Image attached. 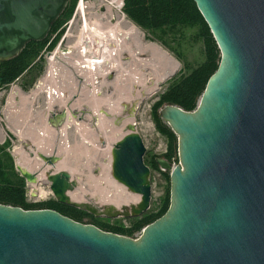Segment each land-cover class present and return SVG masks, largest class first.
Listing matches in <instances>:
<instances>
[{"label":"water","instance_id":"1","mask_svg":"<svg viewBox=\"0 0 264 264\" xmlns=\"http://www.w3.org/2000/svg\"><path fill=\"white\" fill-rule=\"evenodd\" d=\"M69 0H0V60L47 38ZM219 51L197 107L166 105L160 119L177 137L169 206L137 239L75 222L49 209L0 204V264H264V0H192ZM1 86V79H0ZM62 111L47 119L52 128ZM111 148V177L140 201L100 211L73 203L67 171L46 174L55 202L91 216L139 217L149 209L150 168L134 124ZM53 167L58 158L38 155ZM28 184L36 174L15 167Z\"/></svg>","mask_w":264,"mask_h":264},{"label":"rangeland","instance_id":"2","mask_svg":"<svg viewBox=\"0 0 264 264\" xmlns=\"http://www.w3.org/2000/svg\"><path fill=\"white\" fill-rule=\"evenodd\" d=\"M105 1L76 0L70 18L49 37V42L56 39L55 47L49 51L46 45L38 52V58L19 78L9 85L0 86V133L2 135L0 145L4 144L6 147L5 152L12 158L15 171L17 163L23 164L22 166H26L32 173L34 171L39 178L34 187L41 195L35 198V204L55 202L50 192V184L46 180V174L51 170H42L43 163L35 157L38 152H35L37 147L46 156L56 154L60 157L62 161L60 167L53 168L52 171L54 173L70 172L77 186L69 193L76 194L82 191L85 197L84 204H87V200L101 201L103 197L118 190L132 195L111 177L110 150L112 146L124 136L126 126L134 124L146 149L143 157L144 164L150 167L154 154L164 157L166 140L154 127L151 118L152 105L173 78L186 72L182 62L193 68L203 61L202 43L195 38V29H185L178 42H170L173 53L152 35L134 25L123 14L122 7L120 11L114 5L109 6L110 8L105 7ZM80 2H82L80 10L76 12ZM125 20L139 31L133 32V37L128 39L122 34L120 37L114 34V37L122 43V47L127 49L126 51L119 52L120 47L112 43L106 46L107 53H105L106 49L104 52L101 51L97 47L99 43H95V48L99 50L100 55H95V59L90 62L92 45L90 48H85L89 61H82L81 55L77 54L78 50H82L81 38L89 36L97 26L111 28L117 22L123 30H126L129 24ZM108 33L110 32H106ZM168 39L170 38H166ZM56 48L54 57L57 64L54 65L55 73H53V70L48 71L53 68L48 57ZM66 51L70 52L69 55H61ZM108 53H111L112 57ZM162 54L165 57H171L176 64V69L172 73L165 62L164 66L160 67ZM91 67H94V70ZM78 69H81L80 72ZM47 72H49L48 82L37 87ZM61 72L69 75L70 78H68L72 83L66 82L64 85H68L71 90L66 91V88L62 90L58 85L61 82L60 76L63 74ZM74 74L78 76L74 78ZM110 77L112 80L109 81ZM63 78L68 80L66 76ZM80 78L84 81L82 82ZM61 94L66 96H64L65 100L60 97ZM51 96L56 98L52 99ZM50 99L56 103L52 101L49 103ZM66 106L71 110L68 114L70 119L63 128L54 130L46 123V120L51 112L58 114L66 109ZM100 111L109 113L111 118L109 114L105 116ZM93 122L96 126H93ZM169 162L172 166L179 163L177 137L176 151ZM150 183L149 209L141 216L127 219L92 216L93 220L126 229L141 217L157 213L165 200L169 199V172L150 171ZM30 186L31 184L25 182V195H33ZM138 198L139 202L140 197ZM137 203L125 207L129 209L131 205ZM105 207L109 206H103ZM120 209L121 207L118 211ZM93 220L84 216L81 224L91 225ZM141 231L134 233L132 237L138 238Z\"/></svg>","mask_w":264,"mask_h":264},{"label":"trees","instance_id":"3","mask_svg":"<svg viewBox=\"0 0 264 264\" xmlns=\"http://www.w3.org/2000/svg\"><path fill=\"white\" fill-rule=\"evenodd\" d=\"M75 4L76 0L68 1L65 10L51 27L45 40L28 43L16 57L0 60L1 86L9 85L19 78L38 58V52L46 45L49 51L55 47L56 39L49 42V37L70 18ZM122 12L134 25L152 35L162 46L173 53L170 42H178L185 29H195L194 36L202 43L203 61L193 68L182 62L186 72L173 78L151 108L154 127L166 140L164 158L169 162L176 151V136L160 119L158 112L166 105L176 106L186 112L193 111L197 107L208 79L218 68L219 51L192 0H123ZM166 38L170 39L166 40ZM178 59L181 61L179 57ZM5 148L4 144L0 145V204L19 207L23 210L49 209L78 223L82 222L84 216L93 220V217L87 213L57 202L27 203L25 181L16 173L12 158L5 152ZM168 206L169 199L167 198L157 213L141 217L126 229L98 223L95 219L91 225L105 232L132 237L134 233L163 216Z\"/></svg>","mask_w":264,"mask_h":264},{"label":"bare ground","instance_id":"4","mask_svg":"<svg viewBox=\"0 0 264 264\" xmlns=\"http://www.w3.org/2000/svg\"><path fill=\"white\" fill-rule=\"evenodd\" d=\"M82 2H80L79 4H78V7H77V9H76V12L77 11H79L80 10V4H81ZM104 4H106V6L105 7H109V6H115L119 11H120V9H121V7H122V4H123V0H106L105 1V3ZM103 6V5H102ZM104 8V7H103ZM110 8V7H109ZM106 9V8H105ZM108 9V8H107ZM108 12V11H107ZM122 18L124 19V16H122ZM126 21V20H125ZM127 22V21H126ZM128 23V22H127ZM129 24V23H128ZM132 28V30H130ZM111 29H115V30H112L111 31ZM106 32H110V33H108V34H106ZM133 32H139L138 31V29L135 27V26H133L131 23L129 24V26H128V28L126 29V30H123V28H122V26H120V23L119 22H117L116 23V25H114L113 27H111V28H107V27H100V26H97L96 27V30H94V31H91V33H90V31H89V36H86V37H84V38H81L82 39V49H83V51L85 50V48H90L92 45H93V49L90 51V54H91V59H89V60H91L90 62H92V60L93 59H95V55H97V56H99L100 54H98V51L99 50H97V48H95L96 47V45H94L95 43H99L98 45H97V47L99 48V49H101V51H105V49H106V52L105 53H107V48H106V46H109V45H112V43H114L115 45H118L120 48V51L119 52H123V51H126L127 49H124L123 47H122V43L119 41V39H117L116 37H114V34H117L119 37L121 36V34L125 37L126 36V38L128 39L129 37H133V35H132V33ZM126 39V40H127ZM157 50H159V48H157ZM156 50V51H157ZM83 51H82V54H83ZM162 51V50H161ZM102 52V53H103ZM158 52V51H157ZM161 53V52H160ZM108 55L110 56V57H112V54L111 53H108ZM51 57V56H50ZM50 57H48V59L49 60H52L53 58L55 59L56 57H52V58H50ZM85 57H86V61L88 62L89 60H88V56H86L85 55ZM161 57V61H160V67L164 64V62H165V64H166V66H168L169 67V71H170V73H172L175 69H176V64L174 63V61L171 59V57H165V56H163V54L160 56ZM81 58H83L82 56H81ZM85 59V58H84ZM97 61H100V59H96ZM85 62V61H84ZM164 66V65H163ZM84 67V66H83ZM94 68V67H93ZM79 70V69H78ZM81 70V69H80ZM80 70H79V72H80ZM63 72H61V74H62ZM64 74V73H63ZM61 75L60 76V80L59 81H61V82H59V86L62 88V90L63 89H65L66 88V91L67 90H71L70 88H68V85H64L66 82H70V83H72L71 82V80L69 79L70 77H69V75ZM75 75V74H74ZM64 76H66V78L68 79V80H64ZM78 75H75L74 76V78H76ZM69 77V78H68ZM19 91V90H18ZM71 92V91H70ZM18 93V92H17ZM70 94V93H69ZM64 94L62 95H60V97L61 98H63V100H65L64 99ZM66 97V96H65ZM51 98L52 99H54V98H56V97H53V96H51ZM52 99H50L49 100V103L52 101ZM57 100V99H56ZM53 103H56V101H52ZM61 103V102H60ZM62 104V103H61ZM73 106V105H72ZM54 107V106H53ZM67 107V106H66ZM111 107V106H110ZM115 108V107H114ZM118 109V108H117ZM70 112H71V110H69ZM114 111V110H113ZM121 111V110H120ZM101 112V111H100ZM82 113V112H81ZM102 114H104L105 116L107 115V114H109V113H107V112H104V111H102L101 112ZM123 113V112H122ZM52 115H53V113H51ZM69 114V113H68ZM113 114V113H112ZM108 116V115H107ZM109 116H110V118H111V115L109 114ZM109 118V119H110ZM115 118V117H114ZM114 122H116V120H114ZM120 123V122H119ZM127 123V122H126ZM94 124V123H93ZM118 124V123H117ZM122 124L124 125V122L122 121ZM121 124V126H123ZM95 126H96V124H94ZM93 125V126H94ZM65 125H63L62 127H60V128H54V130H59V129H61V128H63ZM125 126V125H124ZM17 136H18V133L16 134ZM110 150V149H109ZM38 151V152H37ZM35 152H37L36 153V155H35V157H36V159L38 160V161H40L39 160V158H38V155L39 154H44V153H42V152H40V150L38 149V147H37V150H35ZM56 154H53V156L54 157H56V158H58V162L53 166V167H48V166H46V165H44L43 164V167H42V170H47V171H50V170H53V168H56V167H58L59 165H61V163H62V161H61V159H60V157H58L57 155L55 156ZM44 156H46V154H44ZM48 156V155H47ZM18 162V161H17ZM34 163V162H33ZM64 164V163H63ZM23 165V164H22ZM21 164H18L17 163V166L22 170V171H29L30 173H32L26 166H22ZM29 165H31V164H29ZM30 167V166H29ZM60 167V166H59ZM109 167V166H108ZM41 169V168H40ZM39 170V169H38ZM37 171V170H36ZM33 173H34V171H33ZM69 174H70V172H68ZM36 174V173H35ZM44 175V174H43ZM71 176V175H70ZM39 181V178L37 177V175H36V180L34 181V183H32L31 184V189H32V192H33V195H35V196H40L41 194L40 193H38V190L35 188L36 186V184H37V182ZM35 186V187H34ZM123 187V186H122ZM121 187V188H122ZM123 189V188H122ZM121 191V190H120ZM119 190L118 191H115V192H113L112 194H110V195H108V196H105V197H103L102 198V200L101 201H98V202H96V201H90V200H87L86 201V203L89 205V206H91V207H93V208H95L97 211H100V210H102V208H103V206H112V207H114L116 210H118L120 207H125V206H127V205H130V204H135V203H137L138 202V195H135V194H132V195H128V194H125L124 192H120ZM68 195V197L70 198V200L73 202V203H84V201H85V197H84V195H83V192L82 191H79V192H76V194H73V193H68L67 194Z\"/></svg>","mask_w":264,"mask_h":264},{"label":"built area","instance_id":"5","mask_svg":"<svg viewBox=\"0 0 264 264\" xmlns=\"http://www.w3.org/2000/svg\"><path fill=\"white\" fill-rule=\"evenodd\" d=\"M123 5V4H122ZM83 50V49H82ZM82 50L80 51V50H78L79 51V53H77L78 55H81L83 58H82V61H86V57H85V55H87V53L85 52V50L83 51V54H82ZM57 51V48H56V50L55 51H53L52 53H50L49 55L51 56L50 58H52V57H54V53ZM69 51H66V52H62V54L61 55H63V56H67V55H69ZM85 58V59H84ZM49 60V59H48ZM50 61V63H51V66H53V68L52 69H50V70H48L49 72L51 71V70H53L52 72L53 73H55V69H54V65H56L57 64V62L55 61V59L53 58L52 60H49ZM62 61H60V63H61ZM87 62V61H86ZM82 68H84V67H82ZM91 69L92 70H94V68L93 67H91ZM49 72H47V74L44 76V77H42L41 78V83L37 86V87H40V86H43L44 84H46V82H48V75H49ZM80 77V76H79ZM80 80L83 82L84 80H82L81 78H80ZM63 111H65L66 112V120H65V122H64V125L69 121V119H70V116H68V113H71L70 111H69V108L67 107L66 109H64ZM51 113H53V115H56L57 113H54V112H51ZM49 114V116H48V118H50L51 116H53L52 114ZM47 118V119H48ZM46 122H47V120H46ZM93 123H95V122H93ZM94 125V124H93ZM1 134V133H0ZM2 136V135H1ZM2 139V138H1ZM26 197H27V199H26V197H25V199H26V202L27 203H29V204H35L36 203V197L37 196H35V195H32V196H29V195H25ZM31 202V203H30ZM130 238H132V239H134L133 237H130ZM137 239V238H136Z\"/></svg>","mask_w":264,"mask_h":264},{"label":"flooded vegetation","instance_id":"6","mask_svg":"<svg viewBox=\"0 0 264 264\" xmlns=\"http://www.w3.org/2000/svg\"><path fill=\"white\" fill-rule=\"evenodd\" d=\"M109 81L110 80H112V77H110L109 79H108ZM116 125H117V123H116ZM127 127V126H126ZM145 155V154H144ZM144 157V156H143ZM157 158H164V157H161V156H159V155H156V154H154L153 156H152V160H151V163H150V171H156V170H158V171H161L159 168H158V166L156 165V159Z\"/></svg>","mask_w":264,"mask_h":264},{"label":"crops","instance_id":"7","mask_svg":"<svg viewBox=\"0 0 264 264\" xmlns=\"http://www.w3.org/2000/svg\"><path fill=\"white\" fill-rule=\"evenodd\" d=\"M1 138H2V136H1V134H0V143L2 142V139H1Z\"/></svg>","mask_w":264,"mask_h":264}]
</instances>
